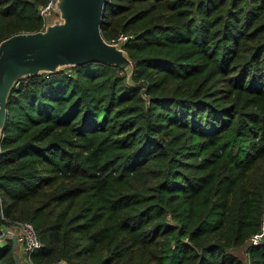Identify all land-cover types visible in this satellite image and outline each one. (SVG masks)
Masks as SVG:
<instances>
[{"label": "trees", "instance_id": "1", "mask_svg": "<svg viewBox=\"0 0 264 264\" xmlns=\"http://www.w3.org/2000/svg\"><path fill=\"white\" fill-rule=\"evenodd\" d=\"M48 1L0 0V41ZM100 30L129 78L92 62L7 99L0 233L29 222L31 264H264V0H106Z\"/></svg>", "mask_w": 264, "mask_h": 264}, {"label": "water", "instance_id": "2", "mask_svg": "<svg viewBox=\"0 0 264 264\" xmlns=\"http://www.w3.org/2000/svg\"><path fill=\"white\" fill-rule=\"evenodd\" d=\"M106 0H55L57 15L42 30L13 34L0 41V139L7 118V99L23 79L54 74L65 67L102 63L117 67L129 78L133 65L121 42L109 43L101 35V21ZM12 242L15 264H20L14 250L17 237L3 227L0 242Z\"/></svg>", "mask_w": 264, "mask_h": 264}, {"label": "built area", "instance_id": "3", "mask_svg": "<svg viewBox=\"0 0 264 264\" xmlns=\"http://www.w3.org/2000/svg\"><path fill=\"white\" fill-rule=\"evenodd\" d=\"M55 0H49L44 6L39 7V15L42 19L41 30L44 28L46 22L50 18L51 14L55 13L53 10ZM127 39V36L120 35L117 38V42L123 43ZM11 231L15 233L17 237V243L20 245L21 251L25 257V261L30 263V253L35 249L39 248L40 243L36 237L33 226L29 222L17 223L10 227ZM264 233V211L262 216V224L260 227V232L258 234L252 235L249 239L250 244H257L263 237Z\"/></svg>", "mask_w": 264, "mask_h": 264}, {"label": "rangeland", "instance_id": "4", "mask_svg": "<svg viewBox=\"0 0 264 264\" xmlns=\"http://www.w3.org/2000/svg\"><path fill=\"white\" fill-rule=\"evenodd\" d=\"M55 18H57V15H56V13H53V14H51L48 21L52 22ZM15 247H16V252L20 251L19 250L20 245L18 243H16ZM234 253L246 264V256L244 253V248L235 249Z\"/></svg>", "mask_w": 264, "mask_h": 264}, {"label": "crops", "instance_id": "5", "mask_svg": "<svg viewBox=\"0 0 264 264\" xmlns=\"http://www.w3.org/2000/svg\"><path fill=\"white\" fill-rule=\"evenodd\" d=\"M19 250L20 251H17V254H18V258H19V262L20 264H28L26 261H25V257L21 251V248L19 247Z\"/></svg>", "mask_w": 264, "mask_h": 264}]
</instances>
